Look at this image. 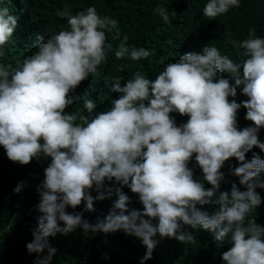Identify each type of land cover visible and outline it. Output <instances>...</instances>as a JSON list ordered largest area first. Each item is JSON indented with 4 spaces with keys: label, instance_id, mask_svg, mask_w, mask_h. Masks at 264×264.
<instances>
[{
    "label": "clouds",
    "instance_id": "clouds-1",
    "mask_svg": "<svg viewBox=\"0 0 264 264\" xmlns=\"http://www.w3.org/2000/svg\"><path fill=\"white\" fill-rule=\"evenodd\" d=\"M239 6L240 0H207L203 16L213 20ZM153 12L170 23L165 7ZM58 15L67 19L68 29L41 39L37 51L14 66L0 64V146L23 166L50 159L37 187L41 215L26 244L28 253L36 254L34 264H52L57 248L49 238L78 229L85 236L123 231L139 239L146 247L140 261L145 264L161 240L193 243L186 228L209 231L221 247L230 245L221 253L223 264H264V227L248 219L262 204L256 189H264V159L255 154L246 159L254 147L264 151L258 135L264 128V38L253 28L247 39L230 40L242 50L238 63L207 45L169 62L154 80L139 71L123 84L116 77L111 90L118 95L110 110L93 114L96 105L89 99L83 104L88 116L81 117L79 111L66 112L78 99L72 94L107 60L112 50L107 33L120 39V29L117 20L101 17L91 6L72 15L65 5ZM17 26V16L0 7V56ZM114 55L147 60L155 49L130 47L124 36ZM238 89L247 97L240 103ZM241 107L252 122L243 129ZM173 113L188 119L178 126ZM193 158L201 180L189 167ZM231 158L239 166L229 171L244 191L235 182L230 191L220 190L221 169ZM113 181L120 185L118 199L103 218L91 223L67 212L82 204L95 211V201L111 199L113 189L106 183ZM24 186L20 182L13 191ZM124 187L138 196L142 210L129 207ZM203 206L215 210L210 214Z\"/></svg>",
    "mask_w": 264,
    "mask_h": 264
},
{
    "label": "trees",
    "instance_id": "trees-1",
    "mask_svg": "<svg viewBox=\"0 0 264 264\" xmlns=\"http://www.w3.org/2000/svg\"><path fill=\"white\" fill-rule=\"evenodd\" d=\"M206 3L207 0H0V7H7L10 14L18 18V26L12 40L4 48L5 54L0 56V64L14 66L17 60L22 61L33 55L37 51L36 44L41 39L46 40L49 36L68 29L67 19L58 15L65 5L70 7L72 15L86 11L90 6L95 7L101 17L109 16L117 20L120 39H113L114 32L107 33L108 43L112 44L107 60L98 67L94 76L78 86L72 94L77 95L78 99L66 112L71 114L79 111L81 117L88 116L83 104L89 99L96 105L93 114L108 111L111 100L118 95L111 90L116 77L123 84L132 78L134 72L139 71L154 80L169 62H175L186 53L200 51L207 45L218 48L221 55H227L238 63L243 59L240 55L242 50L233 47L230 40L247 39L249 30L253 28L257 36L264 38V0H240L238 8H232L227 14L213 20H207L203 16ZM158 6L168 9L170 23H165L158 14H154L153 9ZM124 36L128 37L130 47L155 49V55L139 61H132L127 56L116 59L114 53ZM161 58L164 64L160 63ZM223 75L228 77L226 72ZM237 92L235 99L238 103L247 99L239 89ZM246 111L243 107L238 111L240 129L252 124L245 119ZM172 115L178 126L188 119L178 113ZM77 123H83V119H78ZM258 135L260 141L264 142V128L260 129ZM254 154L264 159V151L257 147L246 154V159L251 161ZM45 159H34L23 166L10 161L0 146V264H34L36 254H29L26 244L32 241V229L36 226L37 217L41 215L36 207L40 202L37 187L44 179V168L50 163V159ZM230 166H239V163L235 158L225 162L221 169L225 174V181L221 182L220 190L230 191L232 182L242 191L246 190L239 185V178L230 173ZM189 167L193 169L194 178L201 180L202 172L194 158ZM261 179H264V173H261ZM20 182L25 186L21 192L15 193L13 190ZM106 187L113 189L112 197L95 201V211H87L82 204L76 209L69 207L67 212L82 214L83 219L91 223H95L97 218H103L118 199L115 189L120 185L113 181L106 183ZM210 187L205 183V188ZM121 190L129 196L130 208L142 210L143 206L136 194L127 187ZM256 191L261 195L262 204L248 219H255L258 225L264 227V189L257 188ZM91 194L97 195L95 191ZM202 210L211 214L215 209L203 206ZM185 230L193 232V243L161 240L155 247L152 258L145 261V264H223L221 253L230 245L221 247L209 231L190 228ZM49 241L57 248L52 264H140L141 258L146 254V247L141 241L123 231L95 235L89 233L85 236L78 229L68 236L57 234L54 238L50 237ZM41 255H47V252ZM105 256L107 258H103Z\"/></svg>",
    "mask_w": 264,
    "mask_h": 264
}]
</instances>
